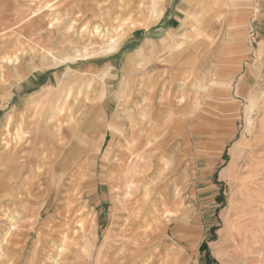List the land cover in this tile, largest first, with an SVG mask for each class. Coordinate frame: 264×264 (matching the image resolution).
<instances>
[{
    "label": "rangeland",
    "instance_id": "rangeland-1",
    "mask_svg": "<svg viewBox=\"0 0 264 264\" xmlns=\"http://www.w3.org/2000/svg\"><path fill=\"white\" fill-rule=\"evenodd\" d=\"M121 1L0 0V133L28 96H56L67 81L73 91L69 105L79 102L82 110L75 117L82 125L87 121L83 112L105 89L97 101L101 118L92 128L82 125L90 131L87 148L92 150L71 155L78 148V127L72 126L69 110L61 126L63 141L57 142L55 127L49 130L48 156L40 162L43 175L35 179L31 194L30 217L37 223L8 235L11 244L0 251V264H142L139 254L147 264H211L210 258L217 264H264V205L243 213L239 208L242 182L251 181L253 165L259 169L264 164V58L258 73L251 70L255 22L262 12L255 2L260 0H234L246 14L232 24L231 13L230 25L227 6L218 16V0H161L155 6L152 0H124L133 8L134 22L128 21L117 35V49L105 52L107 36L96 37V26L107 34L128 17L121 12ZM98 8L102 16L93 14ZM109 12L116 20L102 21ZM202 24L209 32L204 37L183 43L185 50H166L170 31L181 41ZM70 40L75 48L62 47ZM48 44L57 48L44 56L41 47ZM85 46L93 48L87 51ZM187 70L193 77L183 80ZM143 79L162 84L148 95L159 116L149 137L141 138L147 163L140 165L141 179L127 195V182L120 183L119 176L124 154L135 140L128 139L131 129L124 120L129 113L135 118L142 114ZM115 113L116 121L125 125L111 130ZM38 117L31 118L34 125ZM113 131L117 136L110 146ZM58 144L65 145L56 162ZM151 153L155 158L150 159ZM43 154L39 150L32 157ZM83 161L92 164L81 179L74 168ZM27 163L19 178L0 179V234L5 236L10 199L38 165ZM83 226L88 242L81 238Z\"/></svg>",
    "mask_w": 264,
    "mask_h": 264
},
{
    "label": "bare ground",
    "instance_id": "bare-ground-1",
    "mask_svg": "<svg viewBox=\"0 0 264 264\" xmlns=\"http://www.w3.org/2000/svg\"><path fill=\"white\" fill-rule=\"evenodd\" d=\"M160 2H161V0H152L150 3L152 4V6H155V5L159 4ZM209 2L210 3H216L215 0H209ZM218 2H219V9L217 10V11H219L218 16H220L221 14L224 13L223 7L225 5V6H227V14L228 15L226 17L227 18L226 20H228V24L231 23L230 17H229L231 13L235 14L234 18L232 19V22L233 21L236 22L235 19H238L240 14H242L241 8L238 7L239 3H235L234 0H218ZM120 3H121V6H120L121 12L122 11H123V13L126 12L128 17H126V15H125V17L121 18L120 20H122V21L119 22L120 24L115 26L114 30L108 31L107 34L103 31H100V28H99L100 25L96 26V31H95L96 37L98 36L101 38V36L102 37L104 35L107 36V41L104 43V44H106V46L105 47L103 46V51H105V52L114 51L117 49V47L120 45V42H121L120 37L118 38L117 35L120 32H123L122 30H123L124 26H128V21H129V24L130 23L132 24L134 22L133 21L134 17H132V13H131L132 9H133L132 6H130L129 4H126V2H124V0H122ZM211 5L208 6L209 9H213L211 7ZM86 9H89L88 6L86 7ZM98 10L99 11H97V12H93V14L94 13H100V11L102 9L98 8ZM109 13H110V17H108V16L107 17H101L100 19H102V21L106 20V18L107 19L109 18L110 20H113V19L116 20V16L114 15L115 13H112V12H109ZM118 14L119 15L117 16V19H118V17H121L120 11ZM99 15L102 16V12ZM218 16H216V17L218 18ZM211 24H213V23L211 22ZM211 24H209V26ZM236 24H238V23H236ZM236 29H238V28H236ZM206 32H207V34L209 33L208 30L206 29L205 25L202 24V27H199L198 29L195 28L192 30L191 33L188 32V33L184 34L185 35L184 40L178 41L177 38H175L176 34L174 35L170 31V33L164 39V44L167 48L166 50H168L169 52L173 51L174 49L185 50V48H187L188 45L185 44V46H186L185 47L183 45V43H185L186 41H189L191 38H192L191 40H194V39H199L200 37H204V34ZM52 34H54V32H51L48 37L51 38L53 36ZM122 35H123V33H122ZM206 38H208L210 40V39H212V35H207ZM81 39H83V38H81ZM86 39L89 42H92V38H89V39L86 38ZM64 45L73 49V48H75L76 43H75V41L70 40V42H68L67 44L64 43L62 45V47ZM41 48L43 51V55L45 56L47 54H52L54 52V49L57 48V46H56V44H54V45L48 44V46H42ZM83 48H85V50H87V51H91L92 49H90V48H93V47L85 46ZM74 50L76 52H79L78 49H74ZM87 51H86V53H89ZM182 52H184V51H182ZM133 57H134V54H131L127 57L126 62H125L124 67H123V69L125 71L131 66ZM171 57H174V60L177 61L175 56H171ZM7 62H13V61H12V59L8 58ZM143 67H145V65H143ZM2 72H3V70H2ZM192 77H193L192 71L190 72L189 70H187L183 74V80L190 79ZM104 82H106V81H104ZM161 85L162 84L158 81L155 82V84L153 85V84H150L147 79H143V102L140 103V106L142 107V110H141L142 114H140L141 117L139 116L138 118H135V116H133L132 113H129V114H127V120L126 119L124 120V122L126 124L129 123L130 129H131L128 133V136H127L128 139L132 140L134 138L133 140H135L134 145H132V143H131V148L130 147L127 148V150L124 154L123 162H125V165L124 164L121 165L123 173L119 176V182L120 183H122V181L127 182V195L132 194V189L137 187L136 181L141 179L140 178V168H139L140 165L147 163L145 161L146 157L143 156L144 153L146 152L145 150H147V149L141 151V147H140V145L142 146L141 138L149 137V135H147V133L149 132V130L154 129V127L156 128V121H157L156 119L159 116V110L155 106V103H153L151 101V99L148 98V95L151 96L150 94L152 92L156 91L157 89H159L161 87ZM105 86H106V84H105ZM71 88H72L71 87V81L70 82L67 81V83L61 84L59 91H57L58 95H56V96L48 97V98L46 97L47 99H45L43 97H42L43 99H41V97H35V96L33 97V95L28 96L23 102L24 106H23L22 111H19L16 114L10 115L7 118V120L3 126L2 132L0 133V169H1L0 170V173H1L0 179L4 180L7 178H9V179L19 178L22 175L24 168L28 167V163H27L28 160L36 161V162H38L37 163L38 165H37V167L33 166L31 168V172L29 173L28 177H26L24 182L22 181V183L19 187V191L16 193L15 196H13L10 199V204L12 205V211H10V213L8 214L9 220L7 222L6 231H5L6 236L3 234H0V251L3 250L5 247L7 248L8 245L11 244V238L9 239L8 235L11 236L12 234H16L17 232H19L21 230L22 227H28L29 225H31L33 227V226H35V223H37V218L35 220H31V217H30L33 214L32 212L34 209L32 204H31V200H32L31 197L34 195V194L31 195V194L35 190V187L33 184H35L36 178L43 175L42 165H40V162L43 159L47 158L46 157L47 146L49 145V143L51 141L47 137V134L50 133L49 130L53 129L55 127L54 134L57 137L58 143L60 141H63V139H64L63 127L61 128V126H63V123L67 117L66 116L67 110H69L70 118L72 119V122L74 124L72 126L78 127L77 128L78 131L76 132V135L78 136V148L76 150H74V152H71V155L72 154L74 155L77 152H82L83 149L92 150L90 147L87 148L88 147L87 146V138H88L90 131L84 130L82 128V125L84 124V128L85 127L92 128L96 124L95 121L98 120V118H101L102 112L100 113L97 110L99 108V105H97L98 104L97 101H99V99L102 98V96L104 95L105 89L101 88V90L99 92L101 97L96 100V103L91 104L88 107V109L83 112L82 116L87 118V121L84 120L83 124L81 125V123L79 124L78 119L75 117V114L78 112V110L79 111L82 110L81 106L78 104L79 102L78 103L75 102L73 104L74 107H72V106L70 107V105H69V101H70V98H71L72 92H73ZM88 89L91 90V81L89 82ZM44 93H46V92H44ZM156 94H157V92H156ZM167 96H168V94H167ZM40 104H42V105H40ZM44 108H46V109H44ZM37 113H39V117H38V120L36 121V123L34 125V122L31 121V118H33L35 116V114H37ZM103 115L107 116L106 111L103 113ZM116 117H117V113H115L113 115V118H112L113 120H111V122L109 123V128L111 130H116L117 127L120 125L121 126L125 125V123H120L119 121L117 122ZM53 118L56 119L54 125L52 123ZM41 121H42L43 125H42V123H40V125H39V122H41ZM31 125H34L35 127H31ZM104 125H106V123L102 121L101 126H104ZM29 128H30V130H29ZM27 129L29 131H27ZM35 131H37V132H35ZM122 132H124V131H122ZM28 134H32L31 137H29ZM3 135L4 136L6 135V136L3 138ZM116 136H117L116 133L113 131L110 146L115 142ZM129 142H130V140H129ZM58 145H60V144H58ZM62 145L64 146L65 144H61L60 147H55L56 150H55L54 155L56 158V162L60 161L59 158H60V156H62L61 154H63V152H62L63 146ZM60 148H61V151H59ZM39 150H42L44 154L42 156L34 155L32 157L33 153L36 151H39ZM153 158H155V154L151 153L150 159H153ZM90 163L92 164L91 161H83L81 164H78V166H75L74 169L78 170L80 172V174L82 175L81 179L86 174L85 168H87V166ZM257 165L258 164L253 165L252 168L250 169V171H253V174H252L253 177L250 178L251 181H243L242 182L241 195H240V200H239L240 201V207L239 208L242 210L241 211L242 213L246 212V210L247 211L252 210L256 206H259V208H260L261 206L264 205V164L260 163L259 169H258ZM46 170H47V167L45 169V172H46ZM260 170H262V171L260 172ZM116 182L117 181L115 180V183ZM16 183H17V181H16ZM140 189H141V187L134 193V194H136V196H138L137 193L140 192ZM40 192H42V190ZM134 194H133V196H134ZM125 205H126V201H124V203H123V208H125ZM154 210H153V212H154ZM83 228H84L83 229L84 231L81 234L82 235L81 238H82V240L83 239L85 240L84 242H88L87 235L85 234V228L86 227L83 226ZM23 237H25V236H23ZM244 237L247 240L249 238V233H246L244 235ZM13 239H15V238H13ZM17 241H18V239H17ZM139 255H138V257H136V259L140 257L139 259L142 260V264H147L146 259H141V256H139Z\"/></svg>",
    "mask_w": 264,
    "mask_h": 264
},
{
    "label": "crops",
    "instance_id": "crops-1",
    "mask_svg": "<svg viewBox=\"0 0 264 264\" xmlns=\"http://www.w3.org/2000/svg\"><path fill=\"white\" fill-rule=\"evenodd\" d=\"M256 3V8L261 9V14L257 16L256 22H255V33H256V41H257V47L254 51V58H255V64H253L251 67V70H255L256 73L259 72V60L261 58H264V0H260ZM238 7L241 8L242 14H240L239 17H241V20L245 19V9L243 8L242 4H238ZM236 22L233 21V24L238 23L239 24V19H235ZM259 42L262 43V47L259 46ZM264 63V62H263Z\"/></svg>",
    "mask_w": 264,
    "mask_h": 264
},
{
    "label": "trees",
    "instance_id": "trees-1",
    "mask_svg": "<svg viewBox=\"0 0 264 264\" xmlns=\"http://www.w3.org/2000/svg\"><path fill=\"white\" fill-rule=\"evenodd\" d=\"M205 248H206V244L204 243L202 246H201V250H205ZM210 263L211 264H217V261L216 260H211V258H210Z\"/></svg>",
    "mask_w": 264,
    "mask_h": 264
}]
</instances>
